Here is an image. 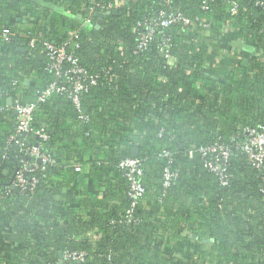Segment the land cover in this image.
I'll return each mask as SVG.
<instances>
[{"label": "trees", "instance_id": "1", "mask_svg": "<svg viewBox=\"0 0 264 264\" xmlns=\"http://www.w3.org/2000/svg\"><path fill=\"white\" fill-rule=\"evenodd\" d=\"M109 1L113 9L96 6L83 26L87 0H0V26L15 32L0 37V264H264V168L239 147L244 127L264 125V8L259 0H229L233 14L226 0H96ZM160 10L192 24L155 27L138 49L145 28L137 23ZM38 20L48 27L29 46ZM72 31L77 64L95 83L78 106L58 90L37 101L52 82L71 85L54 75L40 42L61 43ZM211 37L216 46L205 47ZM235 37L239 55L216 52ZM16 100L36 102L25 135L15 129ZM21 140L54 162L41 168ZM212 144L229 148L224 184L197 151ZM128 157L139 159L145 188L132 223L118 168ZM21 160L38 163L24 173L36 182L23 188L12 184ZM167 169L174 177L164 187ZM65 252L83 260L61 259Z\"/></svg>", "mask_w": 264, "mask_h": 264}, {"label": "built area", "instance_id": "2", "mask_svg": "<svg viewBox=\"0 0 264 264\" xmlns=\"http://www.w3.org/2000/svg\"><path fill=\"white\" fill-rule=\"evenodd\" d=\"M227 1V10L233 14L236 10L235 2ZM264 8V0L257 1ZM87 11L85 19L83 20V26H87L92 23L91 14L95 11V7L99 6L100 8H107V10L113 9L114 3L107 2L104 6L99 5L96 0H87ZM97 11V10H96ZM98 12L104 13L102 9ZM175 23H182L183 25L192 24L189 19L182 16L179 12H165L160 10L156 19L150 22L146 20L137 23V27L145 28V30L139 33V41L137 44L138 49L145 48L148 41L152 38L154 28H166ZM205 27H208V24H203ZM48 27L47 24L37 21L34 26V33L30 36L28 45L34 46L36 42L39 41L40 31L42 28ZM225 29V28H223ZM15 33L8 27L0 26V37L3 39H8L10 35ZM77 31H72L69 33L67 39L61 43H54L50 40H40L43 50L46 52L48 57L49 68L53 71L54 75L57 77L60 76H70V88L66 89L65 87H56L55 82L50 83L44 90L38 91L39 95L37 101H44L48 96H50L55 90L66 92L71 100L78 106L79 95L84 92L87 87L95 83V79L90 77L86 78L85 72L77 64V58L73 53V50L77 47L76 43ZM64 64H68V69H62ZM36 107V102H20L16 100L13 103V111L15 114V129L17 133L27 134L31 131V122L32 114ZM3 107L0 105V111ZM246 139L240 144V149L243 154L246 156V159L251 163L255 168L262 169L264 168V125L259 128L254 127H244L242 130ZM37 139L45 140L47 135L43 129H37L33 131ZM23 140V139H22ZM22 140L19 142L20 151L26 155L33 157L37 160L38 163H41L43 168L44 164L53 163L54 159L50 154L43 153L40 151V144L36 142L34 145L26 146L22 143ZM198 152L202 156H208L209 158L204 162L203 166L211 172H215L220 176L221 183L224 184L225 181L222 179L223 172L225 171L224 162L228 159L229 148L228 146L221 144H212L207 146L199 147ZM193 152L189 151L191 155ZM167 155V152L164 153ZM38 163H27L20 161L19 167L16 169L12 184L14 186H19L21 188L26 185H33L36 182L35 176L29 178L25 177V171H31L37 168ZM73 168L74 171H80V165L77 162H73L69 165ZM118 168L121 169L124 173L128 184L127 195L130 200L129 208L126 210V221L132 223L135 221L134 211L137 205L141 202L143 195L145 193V188L140 181V176L142 174L141 164L139 159L135 157H128L120 160L118 163ZM1 174V169H0ZM174 177V174L168 169L163 173V185L167 187L170 184L171 179ZM64 258L70 260V262H81L83 260L82 252H65L63 254Z\"/></svg>", "mask_w": 264, "mask_h": 264}, {"label": "rangeland", "instance_id": "3", "mask_svg": "<svg viewBox=\"0 0 264 264\" xmlns=\"http://www.w3.org/2000/svg\"><path fill=\"white\" fill-rule=\"evenodd\" d=\"M226 32H228V31H226ZM224 33V35L225 34H227V33ZM202 33V32H201ZM203 34V33H202ZM213 37H211V38H207L208 40H205V47H208V48H212V47H214V46H216V42H218V41H215L214 40V38L212 39ZM237 39V37H235V38H233L232 40L230 39H226V40H223V42L224 43H221V42H219L218 43V45H217V49H216V52L218 53V54H227V56H229V54H236V55H239L238 53H239V45H237V41H236V43H235V40ZM212 40V41H211ZM198 41V40H197ZM200 41H198V43H199ZM222 44V45H221ZM214 45V46H213ZM226 56V57H227Z\"/></svg>", "mask_w": 264, "mask_h": 264}, {"label": "water", "instance_id": "4", "mask_svg": "<svg viewBox=\"0 0 264 264\" xmlns=\"http://www.w3.org/2000/svg\"><path fill=\"white\" fill-rule=\"evenodd\" d=\"M113 13H116V10H113ZM95 16L97 17V19L99 21L104 16V13H102V12H95ZM98 21L95 23V25H94L95 27H98L99 26ZM22 51H24V50H22ZM8 102H10V99L8 100ZM22 135H25V133H22ZM133 154L134 155L136 154L135 153V150H133ZM59 256H60L61 259L63 258V254L62 253H60ZM62 263H63V260H61L60 262H58V264H62Z\"/></svg>", "mask_w": 264, "mask_h": 264}]
</instances>
